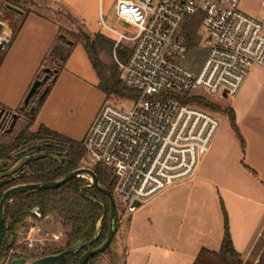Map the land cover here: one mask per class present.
Here are the masks:
<instances>
[{"label": "built area", "instance_id": "built-area-1", "mask_svg": "<svg viewBox=\"0 0 264 264\" xmlns=\"http://www.w3.org/2000/svg\"><path fill=\"white\" fill-rule=\"evenodd\" d=\"M240 1L117 0L115 15L130 30L99 22L117 35L114 52L131 42L127 60L116 62L124 85L138 96L129 99L127 111L105 104L84 146L87 156L111 170L113 193L128 213L138 208L134 202L147 203L191 179L209 150L219 120L186 98L200 96L201 90L232 99L252 67L264 68V22L245 14ZM195 14L207 32L206 55L197 70L180 60L195 48L182 31L187 16Z\"/></svg>", "mask_w": 264, "mask_h": 264}, {"label": "rangeland", "instance_id": "rangeland-1", "mask_svg": "<svg viewBox=\"0 0 264 264\" xmlns=\"http://www.w3.org/2000/svg\"><path fill=\"white\" fill-rule=\"evenodd\" d=\"M116 1L18 0L17 5L30 10L32 14L19 27L20 18L17 19L15 24L18 27L16 33L19 31L20 36L13 43L7 56L2 58L0 104L8 109L19 110L34 82L36 73H40L44 66L56 67L58 70L55 79L48 82L49 88L42 101H39L38 91L31 99L30 106L32 107L35 104L37 107L34 113L31 114L32 118L29 125L31 131H36L40 124H44L62 136L84 145L89 129L105 104L115 105L125 111L131 108V100L116 95H107L102 89L100 86L101 78L94 70L82 42L85 34L94 38L96 34L101 33L115 43L117 35L99 24L102 19L106 25L116 30H130V26L117 19L115 15ZM3 2L4 0H0L1 5ZM261 2L262 0H241L239 8L251 17H256L258 13V16L264 19V7ZM186 20L182 23V30ZM72 33L78 35L79 40H74L77 38ZM195 34L197 36L195 48L189 49L184 58L180 60L189 68L197 70L206 54L203 43L207 32L202 20ZM63 37L74 40L73 44L65 43ZM58 46H61L62 53L65 54L62 60L58 59L56 54ZM124 46L131 49L132 44L131 42H123L119 48ZM116 58L118 61L124 62L116 56L114 49L112 52L105 49L99 52V59L104 67L111 69L116 64L121 78L122 74ZM259 68V66L252 67L248 75L254 69ZM260 69L264 68L261 67ZM28 84L30 86L27 88ZM23 92H25V95L22 98L21 94ZM198 95L204 96L222 110L214 111L199 106L210 111L218 118L220 128L219 134L218 132L217 134L220 146L225 144L227 146L226 151H230L232 145L237 147L239 141L231 127L228 116L224 113V110L232 109L233 98L236 95L232 99H220L212 97L201 90ZM22 124L18 123L15 126L11 138L21 130ZM214 154H217V151H214ZM9 163L12 164L13 161L11 160ZM96 163L86 154L83 167L91 168ZM207 170L210 171L211 169ZM84 178L87 179V176L85 175ZM183 182L185 181H182L181 185L176 183L171 188L164 190L166 192L163 196L157 195L158 197L156 196L151 201L142 204L133 213H128L127 209L120 204L119 198L113 193L116 214L120 221L119 230L114 234L108 248L96 256L94 264H123L125 250L122 240H124L123 235L129 220L133 218L134 224L139 225L141 229L146 226L151 228L152 220L160 224L158 209L169 206V203L176 201L181 195H185L192 190L191 183ZM242 187L246 189L247 184L242 185ZM174 195H176V199H172ZM176 204L178 202L174 203V205ZM206 207L211 209L212 203H209ZM26 221L28 225L16 231V239L12 241L13 247L7 256H2L0 264H7L10 255L13 253L21 254L27 258V261H31L33 259L30 258L34 255L52 252L64 245L66 228L61 225L55 215L50 214L41 220L29 216ZM254 252H256V249ZM256 257H259V252L253 254L248 261L253 264L252 260Z\"/></svg>", "mask_w": 264, "mask_h": 264}, {"label": "crops", "instance_id": "crops-1", "mask_svg": "<svg viewBox=\"0 0 264 264\" xmlns=\"http://www.w3.org/2000/svg\"><path fill=\"white\" fill-rule=\"evenodd\" d=\"M256 17L264 22L258 13ZM19 36L18 31L5 56ZM260 68L247 76L233 98L232 109L244 148L238 140L237 147L232 145L226 151L227 146H220L218 141V129L196 173L183 182L191 183L192 190L158 209L161 223L152 220L151 228L141 229L133 218L129 220L122 240L123 264H194L203 251L218 254L224 235L223 207L241 264H251L248 260L253 254L259 252L260 256L264 247V69ZM209 203L211 209L206 207ZM252 261L256 264L259 257Z\"/></svg>", "mask_w": 264, "mask_h": 264}, {"label": "trees", "instance_id": "trees-1", "mask_svg": "<svg viewBox=\"0 0 264 264\" xmlns=\"http://www.w3.org/2000/svg\"><path fill=\"white\" fill-rule=\"evenodd\" d=\"M201 20L200 14L189 15L184 24L183 33L186 35L187 42L192 46L197 44V36L195 33L201 24ZM72 34L77 38L74 40H79L78 35ZM74 40L63 37V41L68 44H73ZM82 42L90 57L94 70L101 78L100 86L106 94L127 99L136 98L138 96L137 91L129 89L124 85L120 78L117 65L114 64L111 69H108L104 67L99 59L100 50L105 49L112 52L115 43L101 33L96 34L94 38L85 34ZM130 51L131 49L127 46L122 48L117 47L115 54L120 60L126 61ZM56 54L60 60L65 57V54L62 53L61 46L57 47ZM185 102H191L192 104L214 111H222L219 106L208 101L204 96L186 98ZM224 113L228 116L231 127L243 149L244 141L237 127L233 109L224 110ZM15 145L17 160L36 153H42L44 156L31 159L19 170L14 179H7L9 181L1 183L0 199L7 189L15 185L42 184L59 181L70 172L83 167V160L86 156L85 146L82 143L62 136L44 125H40L36 131L24 130L16 137ZM10 152V145H2L0 148V158H9ZM53 156H56L58 160L53 159ZM91 169L96 174L100 186L107 189L113 195L114 180L109 167L102 163H96L91 166ZM88 184L86 178L74 177L57 188L33 189L11 195L3 207L5 235L0 242V261L2 256H7L13 247V245H9V235H13L16 239V231L28 225L26 219L29 216H34L36 219L41 220L53 214L61 225L66 228L64 233L66 239L62 247L49 253L34 255L30 259L59 253L78 241H90L96 231L97 222L103 215L98 237L90 246L83 247L76 254H69L66 259V264H78L80 257L89 247L95 249L101 246L106 240L109 230L110 204L108 198L102 192L98 191L93 185ZM34 208H37L36 213L32 212ZM222 209L224 216V235L220 252L213 254L203 251L194 264H241V255L235 250L232 243L227 212L224 207ZM119 223L120 221L116 214L115 233L119 230ZM96 256L89 258L85 264H94L97 258ZM16 257L24 256L13 253L10 255L7 264ZM256 264H264V247L261 250L259 261Z\"/></svg>", "mask_w": 264, "mask_h": 264}, {"label": "water", "instance_id": "water-1", "mask_svg": "<svg viewBox=\"0 0 264 264\" xmlns=\"http://www.w3.org/2000/svg\"><path fill=\"white\" fill-rule=\"evenodd\" d=\"M40 85L39 81H35L29 92L27 93L25 100L23 101L22 106L19 108V111L27 112V109L30 107L31 99L34 96V94L37 91L38 86ZM35 111L34 107H30L29 114H33ZM14 124V123H13ZM12 124V126H13ZM44 154L42 153H36L34 155H29L21 158L18 163L12 168L3 173L1 176H8L12 173L17 172L19 169H21L27 162H29L31 159H37L40 157H43ZM53 159L58 160L56 156L52 157ZM84 175H89L92 179V185L100 192H102L109 200L110 204V224H109V230L106 237V240L102 243L101 246L95 249H88L83 255L80 257L78 264H85L89 258L96 256L100 253H102L110 244L112 241L114 234H115V228H116V203L113 198V195L105 188L100 186L97 176L94 173V171L91 168L88 167H81L78 168L69 174H67L64 178H62L59 181L55 182H48V183H42V184H26V185H16L9 189H7L1 199H0V242L2 241L5 230H4V215H3V207L5 202L9 199V197L16 193L26 192L33 189H50V188H57L61 186L62 184L68 182L69 180L73 179L74 177H83ZM134 205L136 207H140L142 204L140 202H134ZM32 212L36 213L37 208H34ZM103 221V215L99 218L97 225H96V231L94 233L93 238L90 241H78L64 250H62L59 253L55 254H49L42 257L35 258L31 261H27L24 257H16L13 258L9 264H66V259L69 254H76L78 253L83 247L90 246L91 243L98 237L100 227ZM13 237H11L10 240H12Z\"/></svg>", "mask_w": 264, "mask_h": 264}, {"label": "flooded vegetation", "instance_id": "flooded-vegetation-1", "mask_svg": "<svg viewBox=\"0 0 264 264\" xmlns=\"http://www.w3.org/2000/svg\"><path fill=\"white\" fill-rule=\"evenodd\" d=\"M17 4H18V0H4L2 5L0 3V64L2 58L5 56L6 52L9 50V47L12 44V40L16 34V28L21 26L23 22L32 14L30 10H27L25 8L23 9ZM18 18H20V23L18 27H16L15 24ZM57 73L58 70L56 67L50 68L48 66L42 67L41 72L36 73L34 82L35 81L40 82V85L37 88L39 101H42V99L45 97L47 93V89L49 88L48 82L54 80ZM30 107L27 109V112H22L19 111L18 109H8L2 104H0V148L2 145L11 146V152L9 158H4V159L0 158V184L9 181L7 179L10 180L14 179L20 170L19 169L17 172L12 173L11 175L8 176H1L9 169H12L21 159V158L19 160L16 159L15 141H16V137L20 133H22L26 129H29V125L31 123V118H32V115L29 114ZM33 107L36 110L37 107L35 104L33 105ZM18 123H23L22 128L16 135H14L11 138L10 136L13 133L15 126ZM11 160L13 161L12 164L9 163ZM22 185H26V184H22ZM11 237H13L12 240H10ZM8 240H9V245L12 246L13 245L12 241H15V238L13 235H9ZM88 249H93V248L89 247Z\"/></svg>", "mask_w": 264, "mask_h": 264}]
</instances>
